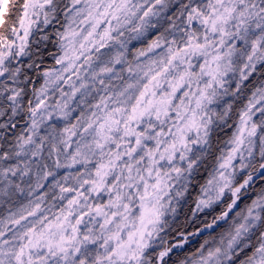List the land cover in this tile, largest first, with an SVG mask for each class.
Listing matches in <instances>:
<instances>
[{"label": "snow or ice", "instance_id": "1", "mask_svg": "<svg viewBox=\"0 0 264 264\" xmlns=\"http://www.w3.org/2000/svg\"><path fill=\"white\" fill-rule=\"evenodd\" d=\"M0 264H264V0H0Z\"/></svg>", "mask_w": 264, "mask_h": 264}]
</instances>
